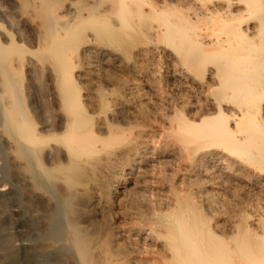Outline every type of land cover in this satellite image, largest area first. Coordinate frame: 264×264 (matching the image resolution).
<instances>
[{
    "label": "bare ground",
    "instance_id": "obj_1",
    "mask_svg": "<svg viewBox=\"0 0 264 264\" xmlns=\"http://www.w3.org/2000/svg\"><path fill=\"white\" fill-rule=\"evenodd\" d=\"M263 195L264 0H0V264H264Z\"/></svg>",
    "mask_w": 264,
    "mask_h": 264
},
{
    "label": "rangeland",
    "instance_id": "obj_2",
    "mask_svg": "<svg viewBox=\"0 0 264 264\" xmlns=\"http://www.w3.org/2000/svg\"><path fill=\"white\" fill-rule=\"evenodd\" d=\"M191 99H194V97L193 98H191ZM264 196V195H263ZM262 196V202L264 203V197Z\"/></svg>",
    "mask_w": 264,
    "mask_h": 264
}]
</instances>
